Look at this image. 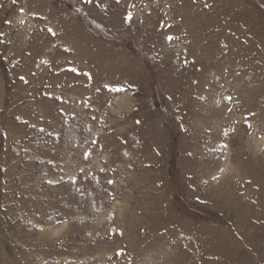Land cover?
Returning a JSON list of instances; mask_svg holds the SVG:
<instances>
[{
  "label": "rangeland",
  "instance_id": "rangeland-1",
  "mask_svg": "<svg viewBox=\"0 0 264 264\" xmlns=\"http://www.w3.org/2000/svg\"><path fill=\"white\" fill-rule=\"evenodd\" d=\"M0 264H264V0H0Z\"/></svg>",
  "mask_w": 264,
  "mask_h": 264
},
{
  "label": "snow or ice",
  "instance_id": "snow-or-ice-1",
  "mask_svg": "<svg viewBox=\"0 0 264 264\" xmlns=\"http://www.w3.org/2000/svg\"><path fill=\"white\" fill-rule=\"evenodd\" d=\"M16 2V0H13V3H15ZM87 2H91V0H87ZM117 2H119V0H117Z\"/></svg>",
  "mask_w": 264,
  "mask_h": 264
}]
</instances>
